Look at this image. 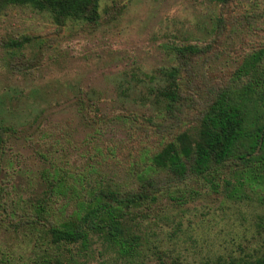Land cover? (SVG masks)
Listing matches in <instances>:
<instances>
[{
    "label": "rangeland",
    "instance_id": "obj_1",
    "mask_svg": "<svg viewBox=\"0 0 264 264\" xmlns=\"http://www.w3.org/2000/svg\"><path fill=\"white\" fill-rule=\"evenodd\" d=\"M99 12L98 24L62 26L28 6L0 13V123L16 130L6 133L0 167V264L255 259L264 252L263 172L233 164L214 179H178L150 163L198 128L216 93L264 47V0H99ZM190 45L207 51L172 50ZM173 68L179 101L169 112L157 91ZM142 174L156 199L129 215L133 237L122 248L98 234L88 248L57 243L44 230L78 215L90 191L141 192Z\"/></svg>",
    "mask_w": 264,
    "mask_h": 264
},
{
    "label": "trees",
    "instance_id": "obj_2",
    "mask_svg": "<svg viewBox=\"0 0 264 264\" xmlns=\"http://www.w3.org/2000/svg\"><path fill=\"white\" fill-rule=\"evenodd\" d=\"M212 1L226 6L233 0ZM9 6H28L35 11L48 12L59 26L68 19H81L90 24H98L100 20L99 0H0V13ZM222 22L220 19L219 23ZM23 44L24 41L13 43L16 46ZM172 50L184 57L204 54L207 48L190 45L174 46ZM179 74L177 68L171 69L165 87L157 91L169 112L179 101ZM233 79L231 85L216 93L193 133L183 131L177 134L153 155L152 171L165 172L178 179L188 176L214 179L229 165L236 164L244 173H264V47L244 59ZM9 131L16 130L0 123V167ZM149 175L137 177L141 192H121L115 188L90 191L78 215L48 226L42 223V226L57 243L88 248L91 237L98 234L122 248L126 242L124 235L133 237L126 230L125 222L129 215L146 201L156 199V188ZM1 187L0 183V204L4 189ZM34 217L45 221L44 205L34 207ZM157 264L166 263L159 261ZM213 264H264V252L252 260L219 259Z\"/></svg>",
    "mask_w": 264,
    "mask_h": 264
}]
</instances>
